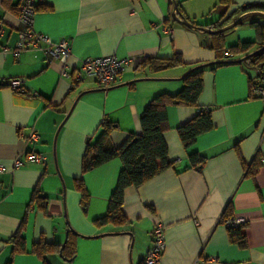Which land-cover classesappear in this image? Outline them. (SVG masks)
Masks as SVG:
<instances>
[{"label": "crops", "instance_id": "1", "mask_svg": "<svg viewBox=\"0 0 264 264\" xmlns=\"http://www.w3.org/2000/svg\"><path fill=\"white\" fill-rule=\"evenodd\" d=\"M231 1L230 13L242 6L264 7V0ZM1 3L0 264H44L31 253L32 246L42 241L64 246L69 228L78 235L74 259L68 262L53 252L46 255V264H141L158 223L166 237L158 264H264V100L251 97L250 78L255 76L238 64L207 68L199 108H167L164 139L173 167L138 188L126 189V225L96 227L94 221L107 212L122 164L114 160L82 174L89 142L96 140L104 120L117 126L108 148L140 134L141 113L154 97L177 94L183 88L181 79L193 67L219 60L212 34L175 20L174 0H38L34 29L55 42L70 40L71 56L66 65L39 51H24L15 58L12 51L22 26L18 15ZM175 3L179 15L201 27L224 20L220 0ZM20 4L12 0L18 11ZM251 20L264 24V17L249 18L224 32L226 48L256 41ZM166 25L170 32L164 30ZM175 54L182 57L180 67L160 72L140 67L146 59L167 60ZM102 56L131 58L135 65L106 92L93 79L74 84L61 76L65 66L74 73L81 60ZM17 79L24 81V92L9 87ZM204 108L210 111L213 128L187 151L177 129ZM32 128L39 131L34 149L46 161L24 160L16 167V157L32 147L20 132L24 129L26 135ZM190 152L205 158L201 171L191 167ZM257 155L261 166L250 175L242 161L249 167ZM77 179L83 180L90 196L86 212ZM35 189L48 198L45 212L26 210ZM229 203L232 216L245 221V248L229 241L221 221ZM22 224L27 252L13 254L9 239Z\"/></svg>", "mask_w": 264, "mask_h": 264}, {"label": "trees", "instance_id": "2", "mask_svg": "<svg viewBox=\"0 0 264 264\" xmlns=\"http://www.w3.org/2000/svg\"><path fill=\"white\" fill-rule=\"evenodd\" d=\"M1 5L6 11L12 12L15 15L19 14L18 6H13L12 0H2ZM231 7V0H220L219 9L222 13L221 18H224V20L215 24L206 25L205 27L218 30L230 25L243 14L251 11H264V7L260 6H242L230 13ZM38 10H40V8L37 6L36 12ZM181 16L183 17V15ZM189 22L194 28H201L200 25L192 21ZM250 26L255 30L256 41L239 43L230 48L225 47L224 34H213L212 49L218 54L219 60L212 65H197L193 67L192 70L181 79L183 88L177 94L170 95L163 93L154 97L141 113V133L129 136L122 146L118 148L107 147L110 134L117 126L110 121H103L100 134L94 142H89L86 148L82 161V174L89 173L114 160H119L121 162L122 169L118 175L116 187L109 198L105 216L94 221L96 227L105 225L121 227L126 225L128 220L122 210L126 189L130 187L138 188L173 167V163L168 157V146L164 139V133L169 129L167 108L169 106L199 108V98L203 91V73L207 68L213 71L225 65L238 64L247 70L253 69L255 71V77L250 78V92L252 98H254L252 95V88L254 86H264V24L262 25L255 20H251ZM255 51L258 52L244 62L240 61V59H233L238 56L245 57ZM226 52H228V55L224 57ZM183 64L182 57L175 54L172 59L167 60L146 59L140 67L148 68L151 72H160L162 70L180 67ZM212 128L213 123L210 111L208 113L200 111L196 117L179 127L177 133L183 147L185 150L189 151L195 144L197 138L212 130ZM189 160L192 168L201 171L205 163L204 157L196 152H190ZM242 164L250 175H255L261 166L260 157L257 155L249 167L244 164L243 161ZM75 187L81 195L80 204L82 210L86 212L89 206L90 196L83 180L77 179L75 181ZM47 202L48 198L35 189L26 210L28 212L31 208H36L45 212ZM150 210L153 209L150 208ZM232 215L233 207L232 204L229 203L222 214V223ZM22 227L23 224L15 235L9 239V242L13 245V254H24L27 252L24 238L21 235ZM227 229L229 241L231 243L241 248L247 246L246 238L241 228ZM76 236L78 235L69 228L64 246L48 244L42 241L32 246L31 253L40 258L44 264H46V255L53 252L59 253L63 259L71 262L76 255L74 249ZM11 263V261L8 262V264ZM141 264H144V262Z\"/></svg>", "mask_w": 264, "mask_h": 264}, {"label": "built area", "instance_id": "3", "mask_svg": "<svg viewBox=\"0 0 264 264\" xmlns=\"http://www.w3.org/2000/svg\"><path fill=\"white\" fill-rule=\"evenodd\" d=\"M38 0H21L19 7L18 20L22 29L19 33V41L17 46L12 51L15 58H19L24 51H39L46 58L60 61L66 65L67 59L71 56L70 40L62 39L58 42L46 34L37 32L34 29V17L36 15V7ZM174 19L178 16L177 12L173 11ZM166 32L171 31V26L166 25ZM3 28L0 26V34ZM228 55V52H226ZM135 65L131 58L119 59L116 56H102L98 58H86L81 60L80 67L74 73L67 69V66L61 72V76L65 79H72L74 84L82 82L84 79L95 80L106 92L114 87L121 79L122 75ZM24 81L22 79L12 80L9 82V87L16 92H24ZM252 95L256 99L264 100V86H254ZM203 113H208L209 109L204 108ZM25 130H21L20 136L27 141L32 147L18 155L15 159V166L19 167L23 161L34 163H44L46 157L37 153L34 149L35 143L39 139V131L35 128L29 130L28 134H24ZM263 162V160H262ZM4 172V167L0 165V175ZM226 228L239 229L245 225L244 219L241 217L231 216L223 221ZM166 249L165 228L160 224H156L153 229L152 246L148 249L144 264H158Z\"/></svg>", "mask_w": 264, "mask_h": 264}, {"label": "water", "instance_id": "4", "mask_svg": "<svg viewBox=\"0 0 264 264\" xmlns=\"http://www.w3.org/2000/svg\"><path fill=\"white\" fill-rule=\"evenodd\" d=\"M174 10L177 12L178 16L180 17V19H178L176 17L175 20L181 22L182 24H184V25H186L188 27H193V25L186 18H184L181 15H179L178 7H177V4L175 3V0H174ZM255 17H264V12H261V11H251L249 13L243 14L238 19H236L233 23H231L230 25L225 26V27H223L221 29H218V30H211V29H208L206 27H201V28H198V29H201L202 31H204V32H206L208 34H212V35L213 34H223L224 32H226V31H228L230 29H233V28L237 27L244 20L249 19V18H255ZM257 52L258 51H255L253 53H250L249 55L241 58L240 61H242V62L246 61L247 59H249L252 55L256 54ZM5 85H8V84L7 83H4L3 86H5Z\"/></svg>", "mask_w": 264, "mask_h": 264}, {"label": "rangeland", "instance_id": "5", "mask_svg": "<svg viewBox=\"0 0 264 264\" xmlns=\"http://www.w3.org/2000/svg\"><path fill=\"white\" fill-rule=\"evenodd\" d=\"M252 76H255V71L253 69H248Z\"/></svg>", "mask_w": 264, "mask_h": 264}]
</instances>
